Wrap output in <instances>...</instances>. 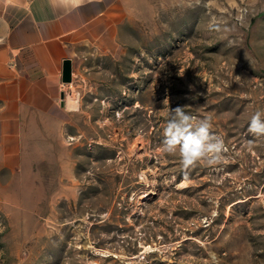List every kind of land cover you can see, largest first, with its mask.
I'll use <instances>...</instances> for the list:
<instances>
[{"label": "rangeland", "instance_id": "1", "mask_svg": "<svg viewBox=\"0 0 264 264\" xmlns=\"http://www.w3.org/2000/svg\"><path fill=\"white\" fill-rule=\"evenodd\" d=\"M119 1L118 47L76 64L62 134L0 160V264H264V0ZM177 106L211 119L225 163L162 151Z\"/></svg>", "mask_w": 264, "mask_h": 264}, {"label": "crops", "instance_id": "2", "mask_svg": "<svg viewBox=\"0 0 264 264\" xmlns=\"http://www.w3.org/2000/svg\"><path fill=\"white\" fill-rule=\"evenodd\" d=\"M119 0L79 8L49 0H0V160L12 168L25 135L62 134L73 111L72 76L82 56L112 54L123 30ZM71 82L63 83L64 62ZM62 94H64L62 105ZM7 160V161H6ZM6 165V166H5Z\"/></svg>", "mask_w": 264, "mask_h": 264}, {"label": "clouds", "instance_id": "3", "mask_svg": "<svg viewBox=\"0 0 264 264\" xmlns=\"http://www.w3.org/2000/svg\"><path fill=\"white\" fill-rule=\"evenodd\" d=\"M90 0H49L53 6L71 5L79 8ZM211 119H199L184 111L183 107L170 108L164 128L162 151L176 155L187 169L196 164L215 167L226 162L224 139L212 131ZM248 132L255 137L264 136V110L255 111L248 121ZM252 142L249 141V146Z\"/></svg>", "mask_w": 264, "mask_h": 264}, {"label": "bare ground", "instance_id": "4", "mask_svg": "<svg viewBox=\"0 0 264 264\" xmlns=\"http://www.w3.org/2000/svg\"><path fill=\"white\" fill-rule=\"evenodd\" d=\"M65 107L67 108V110L69 111H77L78 107H79V99L77 94H73L69 97H66V101H65ZM151 250V247H145L144 248V252H148Z\"/></svg>", "mask_w": 264, "mask_h": 264}, {"label": "water", "instance_id": "5", "mask_svg": "<svg viewBox=\"0 0 264 264\" xmlns=\"http://www.w3.org/2000/svg\"><path fill=\"white\" fill-rule=\"evenodd\" d=\"M62 81H63V83H70L71 82V66H70L69 61H66L63 64ZM61 98H62V105H63L64 94H62Z\"/></svg>", "mask_w": 264, "mask_h": 264}]
</instances>
